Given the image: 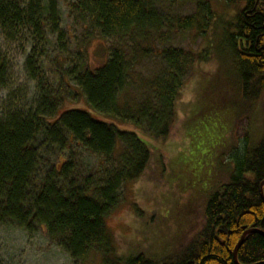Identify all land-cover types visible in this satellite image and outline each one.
Returning a JSON list of instances; mask_svg holds the SVG:
<instances>
[{"label": "trees", "instance_id": "1", "mask_svg": "<svg viewBox=\"0 0 264 264\" xmlns=\"http://www.w3.org/2000/svg\"><path fill=\"white\" fill-rule=\"evenodd\" d=\"M181 1L71 2L76 23L112 42L101 66L94 68L84 58L66 71L78 92L63 77L50 83L37 52L49 41L47 28L62 45L66 42L56 0H0V31L12 40L28 36L33 44L26 70L38 89L29 108L8 107L0 114V225L29 233L44 228L74 259L96 252L108 264H236L234 250L243 233L250 228L264 232L263 134L256 146L247 138L243 148L233 150L231 177L209 196L203 227L188 244L161 259L117 254L107 218L119 203V189L138 180L152 158L148 142L117 124L130 123L155 140L168 139L186 81L198 63L210 60L208 49L193 51L175 40L195 25L207 29L215 22L213 33L221 25L222 50L229 55L223 64L228 59L234 64L232 79L244 101L264 104V38L259 37L264 0H225L234 9L230 19L217 15L210 0H193L195 13L185 15ZM10 64L0 48V89L12 81ZM144 65L153 66L147 72ZM81 96L106 120L82 108L60 111L66 99ZM84 153L102 159L97 175H84ZM238 259L241 264L263 262L264 235L249 234Z\"/></svg>", "mask_w": 264, "mask_h": 264}, {"label": "rangeland", "instance_id": "2", "mask_svg": "<svg viewBox=\"0 0 264 264\" xmlns=\"http://www.w3.org/2000/svg\"><path fill=\"white\" fill-rule=\"evenodd\" d=\"M73 1L56 0L59 25L66 42L62 45L47 28L49 41L37 46V52L50 83L56 84L63 77L79 92L78 86L67 78L66 71L84 58L94 68L101 66L112 42L95 37V32L85 31L74 21L69 7ZM192 1L180 2L179 8L185 15L195 13ZM210 2L217 15H226L229 19V15H233L234 9L228 7L225 0ZM213 23L207 29L195 25L174 42L197 52L208 49L210 60L198 63L186 81L178 103V119L169 138L155 140L133 124H117L121 129L136 132L152 150L144 174L119 189V203L107 218L119 255L129 257L144 253L161 259L188 244L203 227L209 196L231 177L233 150L243 148L247 138L256 146L264 134V104H253L242 98L236 80L232 79L234 64L231 59L223 64L229 58L222 50L224 31L220 25L213 33L216 28ZM89 34L92 38L87 40L89 37L85 36ZM27 37L20 34L12 40L0 31V48L10 58L12 73L10 85L0 89V114L8 107L25 110L38 96L37 82L26 70V59L33 48ZM144 66L149 72L153 65ZM68 108L86 109L106 120L88 107L82 96L77 101L66 99L60 111ZM101 161L84 153L81 162L84 175L92 172L97 175ZM104 259L96 252L82 260L74 259L50 240L44 228L29 233L0 225V264H108Z\"/></svg>", "mask_w": 264, "mask_h": 264}, {"label": "water", "instance_id": "3", "mask_svg": "<svg viewBox=\"0 0 264 264\" xmlns=\"http://www.w3.org/2000/svg\"><path fill=\"white\" fill-rule=\"evenodd\" d=\"M263 187H264V181L261 183V195H262V198L264 200V193H263ZM255 232H258V233H261L264 235V232L260 229H257V228H250V229H247L241 239L239 240V242L237 243L236 247H235V250H234V260H235V263L236 264H241L239 259H238V251L241 247V245L243 244V242L245 241L246 237L251 234V233H255ZM255 264H264V261L263 262H258V263H255Z\"/></svg>", "mask_w": 264, "mask_h": 264}, {"label": "flooded vegetation", "instance_id": "4", "mask_svg": "<svg viewBox=\"0 0 264 264\" xmlns=\"http://www.w3.org/2000/svg\"><path fill=\"white\" fill-rule=\"evenodd\" d=\"M261 3L259 4L260 5V10H259V12H261V9L263 8L264 9V4H263V2L262 1H260ZM261 31H260V34H259V37L260 38H264V26H262L261 27Z\"/></svg>", "mask_w": 264, "mask_h": 264}]
</instances>
